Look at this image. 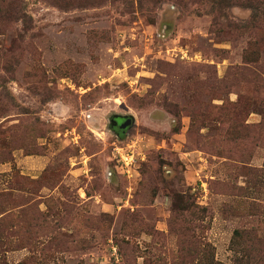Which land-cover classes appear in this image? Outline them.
I'll return each instance as SVG.
<instances>
[{"label": "rangeland", "instance_id": "rangeland-1", "mask_svg": "<svg viewBox=\"0 0 264 264\" xmlns=\"http://www.w3.org/2000/svg\"><path fill=\"white\" fill-rule=\"evenodd\" d=\"M0 264H264V0H0Z\"/></svg>", "mask_w": 264, "mask_h": 264}, {"label": "clouds", "instance_id": "clouds-1", "mask_svg": "<svg viewBox=\"0 0 264 264\" xmlns=\"http://www.w3.org/2000/svg\"><path fill=\"white\" fill-rule=\"evenodd\" d=\"M54 111H58V114L64 116L69 111L68 106L63 105L62 103L58 102V104L52 105Z\"/></svg>", "mask_w": 264, "mask_h": 264}, {"label": "water", "instance_id": "water-1", "mask_svg": "<svg viewBox=\"0 0 264 264\" xmlns=\"http://www.w3.org/2000/svg\"><path fill=\"white\" fill-rule=\"evenodd\" d=\"M116 122H119L120 120L122 121L120 127H119V131H122L123 129H125V127L129 126L132 123V118L131 117H116L114 119Z\"/></svg>", "mask_w": 264, "mask_h": 264}, {"label": "built area", "instance_id": "built-area-1", "mask_svg": "<svg viewBox=\"0 0 264 264\" xmlns=\"http://www.w3.org/2000/svg\"><path fill=\"white\" fill-rule=\"evenodd\" d=\"M123 159V158H122Z\"/></svg>", "mask_w": 264, "mask_h": 264}]
</instances>
